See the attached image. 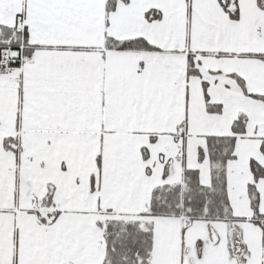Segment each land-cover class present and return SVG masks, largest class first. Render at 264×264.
<instances>
[{
    "label": "snow or ice",
    "instance_id": "6c2138e0",
    "mask_svg": "<svg viewBox=\"0 0 264 264\" xmlns=\"http://www.w3.org/2000/svg\"><path fill=\"white\" fill-rule=\"evenodd\" d=\"M0 264H264V0H0Z\"/></svg>",
    "mask_w": 264,
    "mask_h": 264
}]
</instances>
